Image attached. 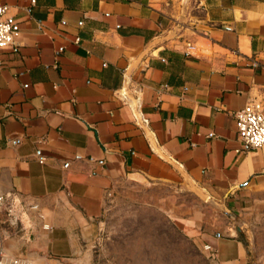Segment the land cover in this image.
Masks as SVG:
<instances>
[{"label":"crops","instance_id":"obj_1","mask_svg":"<svg viewBox=\"0 0 264 264\" xmlns=\"http://www.w3.org/2000/svg\"><path fill=\"white\" fill-rule=\"evenodd\" d=\"M4 2L0 193L18 223L0 212V256L88 264L107 195L140 183L195 191L182 228L212 264H249L264 148L233 113L264 106V0Z\"/></svg>","mask_w":264,"mask_h":264},{"label":"rangeland","instance_id":"obj_2","mask_svg":"<svg viewBox=\"0 0 264 264\" xmlns=\"http://www.w3.org/2000/svg\"><path fill=\"white\" fill-rule=\"evenodd\" d=\"M201 199V198H200ZM195 191L129 184L107 195L100 229L85 255L88 264H212L182 228L198 205ZM207 206L201 208L207 209ZM239 225V223H237ZM249 264H264V218L240 224Z\"/></svg>","mask_w":264,"mask_h":264},{"label":"built area","instance_id":"obj_3","mask_svg":"<svg viewBox=\"0 0 264 264\" xmlns=\"http://www.w3.org/2000/svg\"><path fill=\"white\" fill-rule=\"evenodd\" d=\"M34 2V0H31ZM19 27L14 17L8 13V5L0 0V49L11 46L18 35ZM187 47H193L189 42ZM237 137L245 146L253 149L264 148V106L260 100H249L233 113ZM146 121V119H142ZM39 161H42L40 157ZM0 212H3L8 224L16 225L18 217L6 203L0 193ZM44 226H47L44 224ZM0 264H26L20 257L0 256Z\"/></svg>","mask_w":264,"mask_h":264}]
</instances>
